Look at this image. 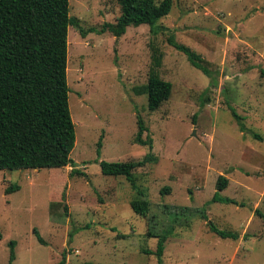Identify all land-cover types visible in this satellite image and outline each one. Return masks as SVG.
I'll return each mask as SVG.
<instances>
[{
  "label": "rangeland",
  "instance_id": "obj_1",
  "mask_svg": "<svg viewBox=\"0 0 264 264\" xmlns=\"http://www.w3.org/2000/svg\"><path fill=\"white\" fill-rule=\"evenodd\" d=\"M120 14L119 0H70V15L87 30L69 28L74 161L0 169V264H9L11 240L13 264H57L65 255L66 264H158L145 253L158 243L149 231L171 228L162 264H264V0H173L157 36L148 24L120 37L101 32ZM170 35L200 54L212 77L171 46ZM153 44L163 55L160 76L173 84L156 111L143 90ZM139 115L152 148L136 141ZM150 151L156 159L135 170L151 202L141 216L131 207V182L103 174L100 161H137ZM73 169L83 173L70 176ZM221 175L229 179L221 195L238 203L212 201ZM13 184L20 188L7 193ZM210 224L239 237L223 238Z\"/></svg>",
  "mask_w": 264,
  "mask_h": 264
},
{
  "label": "trees",
  "instance_id": "obj_2",
  "mask_svg": "<svg viewBox=\"0 0 264 264\" xmlns=\"http://www.w3.org/2000/svg\"><path fill=\"white\" fill-rule=\"evenodd\" d=\"M121 14L115 23L106 22L101 32H112L122 36L129 26L148 24L151 33L157 36L164 29L160 20L170 14L173 0H119ZM74 25L82 35L87 34L79 20L70 15V0H0V169L24 170L61 168L71 165V153L76 146V124L70 109V85L68 82L69 28ZM90 31H95L94 29ZM168 43L183 52L190 63L204 74L212 77L208 62L195 50L179 42L174 35ZM153 64L144 91L148 95V107L158 110L172 93V82L160 76L158 68L163 55L153 44ZM232 115L238 121L240 130L248 132L244 120L236 108L229 104ZM139 130L136 141L153 147L151 137L144 138L147 128L143 118L138 116ZM256 138L261 136L254 133ZM98 152L101 153L102 138ZM156 159L148 152L142 160L100 161L105 175H125L136 190L131 201L132 209L141 216H147L151 202L137 182L135 170ZM82 174L73 169L70 176ZM229 179L218 178V190L212 201L238 203L237 200L222 196L220 191L227 188ZM16 184L6 189L14 192ZM166 187L163 191L169 192ZM65 197V194H63ZM212 231L223 238L237 239V233L217 228L210 224ZM172 227V226H171ZM173 229L161 232L149 231L150 237H157L156 250L146 249L145 253L158 256L159 263L165 252L166 242ZM38 240H45L37 229ZM73 236V235H72ZM16 240L10 241V260L16 259ZM66 255L57 264H66ZM81 264H91L85 262Z\"/></svg>",
  "mask_w": 264,
  "mask_h": 264
}]
</instances>
